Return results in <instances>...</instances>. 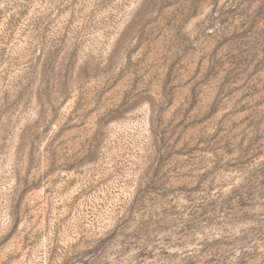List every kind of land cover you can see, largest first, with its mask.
I'll use <instances>...</instances> for the list:
<instances>
[{"label":"rangeland","instance_id":"obj_1","mask_svg":"<svg viewBox=\"0 0 264 264\" xmlns=\"http://www.w3.org/2000/svg\"><path fill=\"white\" fill-rule=\"evenodd\" d=\"M0 264H264V0H0Z\"/></svg>","mask_w":264,"mask_h":264}]
</instances>
